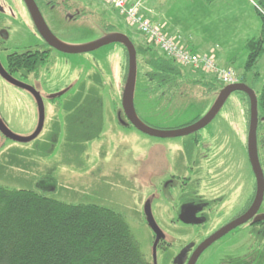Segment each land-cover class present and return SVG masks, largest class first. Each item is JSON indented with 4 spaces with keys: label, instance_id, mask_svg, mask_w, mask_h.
Here are the masks:
<instances>
[{
    "label": "rangeland",
    "instance_id": "374dc122",
    "mask_svg": "<svg viewBox=\"0 0 264 264\" xmlns=\"http://www.w3.org/2000/svg\"><path fill=\"white\" fill-rule=\"evenodd\" d=\"M58 1L69 5L46 14L57 39L80 45L109 32L124 33L130 38L137 60L134 108L144 123L154 128L178 127L203 117L213 106L222 88L217 81L208 89L205 82L214 80V74L181 65L186 75L182 81L166 83L152 79L148 75V61L157 55L170 57L114 7L104 0ZM144 1L175 27L173 33L162 29L178 38L187 49L192 48L199 55H211L202 52L217 46L216 49H226L227 54L236 56L233 68L220 67L211 55L218 68L232 69L238 81L246 83L257 95L264 82V54L258 63L256 79L252 72L245 75L243 64L247 52L244 40L259 35L261 20L256 13L259 0H213L207 7L203 0L133 2L140 3L141 10ZM260 8L264 12V5ZM24 13L23 0H0V29L10 34L5 44L8 48L0 51L2 56L16 45L25 49L32 39ZM188 32L197 37L189 43L190 48L184 40L189 37ZM62 55L48 61L54 69L50 81L45 79L47 86L43 94L53 95L51 92L67 83L75 85L62 97L45 98L42 130L30 141L19 139L30 136L36 129L37 104L27 91L0 76V186L32 190L66 203L96 204L120 213L146 259L153 264V238L144 222L141 190L149 189L157 171L173 166L182 168L180 155L170 157L164 151L166 145L155 138L118 124V112L124 119L122 99L128 70V53L123 44L111 43L90 52ZM218 63L223 65V60L219 59ZM249 107L246 94L235 91L209 123L217 125L223 134L234 130L238 135L240 146L237 144L236 170L232 172L238 180L239 207L251 192L248 180L252 176L245 152ZM187 188V193L193 196V189L189 185ZM260 211H264V200ZM248 230L250 226H244L236 233L238 244L244 241L249 244ZM180 242L173 240L171 246L159 251L157 264H178L184 240ZM219 248L203 254L196 264H264L261 250L246 252L241 245L237 255L231 251L225 254Z\"/></svg>",
    "mask_w": 264,
    "mask_h": 264
},
{
    "label": "flooded vegetation",
    "instance_id": "af4514ba",
    "mask_svg": "<svg viewBox=\"0 0 264 264\" xmlns=\"http://www.w3.org/2000/svg\"><path fill=\"white\" fill-rule=\"evenodd\" d=\"M34 4L52 33L53 31L48 24L46 14L51 10L61 11L64 5H69L65 1L59 2L58 0H34ZM24 5V16H26L32 39L24 47L25 49L16 45L14 50L7 54L5 53L2 56L0 53V65L9 76L29 86V88L17 87L27 91L39 109L38 97L42 99L45 106V100H47L45 98L62 97L75 84L67 83L55 92H51L55 96L43 94L47 86L45 79L48 82L50 81V73L54 69V65L48 61L53 62L56 58L63 56L62 54L67 53H63L47 43L38 31L29 8L25 3ZM53 35L55 36L54 33ZM9 39L10 34L7 33V30L0 29V51L8 48L5 44ZM0 76L6 80L1 74ZM9 83L12 84L11 82ZM121 115L120 112L116 114L118 124H122L126 128L136 129L129 123L125 114L124 119ZM200 118V116L196 117L178 127L157 129L167 130L185 127ZM217 128V125L210 126L207 124L196 131L182 136H150L158 140V143L166 145L167 150L164 151H166L165 153L168 156L180 155L181 167L183 166L182 168L173 166L168 170L157 171V176L149 184V189L144 188V190H141V193L144 194L142 206L144 222L149 226L145 214L146 207H149L155 224L159 228L160 238L156 243L155 250H153L156 232L149 226L153 238L152 259L153 254H155V264H157V253L171 246L173 240L177 242L184 240L177 263L188 264L192 254L203 241L246 213L254 201L256 180L249 163L252 177L248 180V184L251 192L247 195L241 207H239V200H237L238 180L232 170H236V164L234 163L237 144L240 146V142L234 130H231L230 134H223ZM158 149H161V147H158ZM245 152L248 158L247 142ZM258 157L264 174L259 148ZM188 185L194 191L193 196L186 191ZM181 195H184L183 199L180 198ZM262 204L263 201L260 208ZM260 208L252 219L232 228L205 247L199 254L195 264L203 254L213 251L216 247H224V250L219 249L225 254L231 251L238 255L241 245H243V250L246 252L261 250L264 253V211L261 212ZM182 217L188 221L183 220ZM244 226H250V230L247 231L249 235L247 239L250 242L247 244L244 241L242 244L240 242L238 244L236 233Z\"/></svg>",
    "mask_w": 264,
    "mask_h": 264
},
{
    "label": "trees",
    "instance_id": "16d2710c",
    "mask_svg": "<svg viewBox=\"0 0 264 264\" xmlns=\"http://www.w3.org/2000/svg\"><path fill=\"white\" fill-rule=\"evenodd\" d=\"M203 1L209 4L213 0ZM263 5L264 0H259L256 6L260 33L244 44L248 52L244 73L252 72L253 79L259 75L258 62L264 53ZM148 67L150 78L160 82L182 81L186 76L181 65L163 55L153 56ZM213 79L205 82L208 89L218 81L216 76ZM257 107V146L264 166V82L257 93ZM0 264L150 263L120 213L0 186Z\"/></svg>",
    "mask_w": 264,
    "mask_h": 264
},
{
    "label": "water",
    "instance_id": "95a60500",
    "mask_svg": "<svg viewBox=\"0 0 264 264\" xmlns=\"http://www.w3.org/2000/svg\"><path fill=\"white\" fill-rule=\"evenodd\" d=\"M23 1L29 8L38 31L41 33V35L44 37L47 43L63 53L79 54L84 52H90L111 43H121L124 45L128 53V70H127L126 85L122 99V109L129 123L133 125L138 131L144 134H147L149 136H156V137H177L196 131L206 126L213 120V118L219 113L220 109L222 108V106L224 105V103L226 102L227 98L230 96L231 93L235 91L244 92L250 101L247 154H248L249 163L251 165V169L253 171L256 180L255 198L251 207L246 213L234 219L232 222L222 227L213 235H211L209 238H207L205 241H203L192 254L188 264H195L199 254L211 242L220 238L232 228H235L254 217V215L258 212L264 197V174L259 162L258 147H257V129H258V119H259L258 107H257V95L256 92L250 86H248L246 83L243 82H238L223 86L216 101L214 102L210 110H208V112L199 120L188 126L175 128V129H167V130H161L151 127L148 124L144 123L141 119H139V117L135 112L134 93H135L136 77H137L136 49L127 35L120 32H109L104 36L100 37L99 39L86 44L75 45V44L65 43L57 39V37L53 35V33L51 32V30L48 28L47 24L43 20L41 14L37 10L34 4V0H23ZM0 74L7 81L11 82L16 86L22 88H29V86H27L26 84L9 76L4 71L1 65H0ZM38 104H39V120L37 127L30 136L19 139L20 141H30L34 139L42 130L44 124L45 112H44L43 101L40 97H38ZM145 214L149 226L152 228L154 232H156V240L153 246V250H155L156 243L160 238V235L158 233L159 228L155 224V221L153 219L149 207H146ZM182 219L188 221L183 217ZM153 261L155 264V254H153Z\"/></svg>",
    "mask_w": 264,
    "mask_h": 264
},
{
    "label": "built area",
    "instance_id": "2783aa9c",
    "mask_svg": "<svg viewBox=\"0 0 264 264\" xmlns=\"http://www.w3.org/2000/svg\"><path fill=\"white\" fill-rule=\"evenodd\" d=\"M104 1L114 7L130 25L136 27L149 42L156 45L177 64L212 73L222 85L239 82L232 69L218 68L213 56L199 55L187 49L178 38L169 35L162 29V26L146 18L140 10V3L132 0Z\"/></svg>",
    "mask_w": 264,
    "mask_h": 264
},
{
    "label": "crops",
    "instance_id": "0c3cea01",
    "mask_svg": "<svg viewBox=\"0 0 264 264\" xmlns=\"http://www.w3.org/2000/svg\"><path fill=\"white\" fill-rule=\"evenodd\" d=\"M132 1H136V0H132ZM206 7H207V4H206ZM141 12L146 18L150 19L156 25L162 26V27H164L167 30V32H172L173 33V30H174L175 27L171 23L167 22V20H164L162 15L158 13L157 9H155L154 7L148 5L145 1L143 2V8L141 9ZM239 12H241V11H239ZM227 14H228V12L225 13V15H227ZM216 16H219V14H217ZM260 23H261V21H260ZM251 26H252V24H251ZM260 29H261V25H260V28H259V33H260ZM188 34H189V37H187L184 40H185V43L190 48L189 43L191 41L195 42L197 40V37L192 36V34L189 33V32H188ZM253 37H256V36H253ZM248 39H250V38H247L244 41L246 42V40H248ZM197 43H198L197 45H199V42H197ZM204 45H206V42H204ZM216 47L215 46H211L210 49H207V51H203L202 53H208V54L213 55L215 60H216V62H217V64L220 67L225 65V67H230L231 66V67L234 68V66H236L237 57L233 56V55H230V54H227L229 52L226 49L224 50V49L221 48L219 50V49H216ZM244 48H245V46H244ZM190 49L193 51L192 48H190ZM224 51H227V52L225 53ZM198 53H200V52H198ZM247 54H248V52L245 53V57L246 58H247ZM246 58H245V61H246ZM219 59L223 60V65H220V63H218ZM245 61H244V63H245ZM233 64H234V66H232ZM243 68H244V64H243ZM258 69H259V67H258Z\"/></svg>",
    "mask_w": 264,
    "mask_h": 264
}]
</instances>
